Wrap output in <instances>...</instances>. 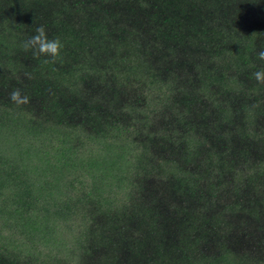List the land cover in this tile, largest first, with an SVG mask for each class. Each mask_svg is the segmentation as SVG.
<instances>
[{"label":"trees","instance_id":"1","mask_svg":"<svg viewBox=\"0 0 264 264\" xmlns=\"http://www.w3.org/2000/svg\"><path fill=\"white\" fill-rule=\"evenodd\" d=\"M261 48L264 0H0V264H264Z\"/></svg>","mask_w":264,"mask_h":264},{"label":"clouds","instance_id":"2","mask_svg":"<svg viewBox=\"0 0 264 264\" xmlns=\"http://www.w3.org/2000/svg\"><path fill=\"white\" fill-rule=\"evenodd\" d=\"M21 47L23 50H31L34 57L45 56L50 57L54 61L59 55L63 47L61 41L58 38L49 39L46 29L43 25L36 28L35 34L31 35L25 41H23ZM257 58L260 61H264V48H261L256 53ZM45 62H48L47 60ZM28 78H31V74H26ZM255 80L264 84V68L252 73ZM10 100L16 105H23L29 103V97L22 95L20 89H14L9 96Z\"/></svg>","mask_w":264,"mask_h":264}]
</instances>
